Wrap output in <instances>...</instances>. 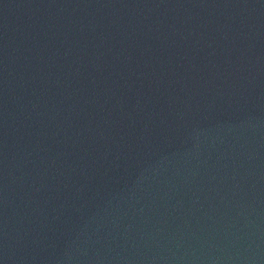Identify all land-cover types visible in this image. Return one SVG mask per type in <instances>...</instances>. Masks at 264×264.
<instances>
[{"label": "water", "instance_id": "1", "mask_svg": "<svg viewBox=\"0 0 264 264\" xmlns=\"http://www.w3.org/2000/svg\"><path fill=\"white\" fill-rule=\"evenodd\" d=\"M0 264H264V0H0Z\"/></svg>", "mask_w": 264, "mask_h": 264}]
</instances>
